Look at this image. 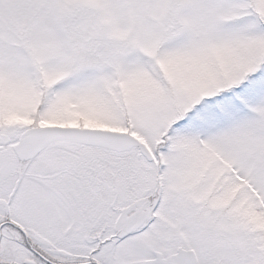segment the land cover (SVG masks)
Listing matches in <instances>:
<instances>
[{
  "label": "snow or ice",
  "instance_id": "6c2138e0",
  "mask_svg": "<svg viewBox=\"0 0 264 264\" xmlns=\"http://www.w3.org/2000/svg\"><path fill=\"white\" fill-rule=\"evenodd\" d=\"M0 264H264V0H0Z\"/></svg>",
  "mask_w": 264,
  "mask_h": 264
}]
</instances>
